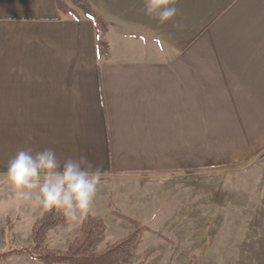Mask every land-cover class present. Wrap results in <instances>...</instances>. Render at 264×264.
<instances>
[{
	"label": "crops",
	"instance_id": "obj_1",
	"mask_svg": "<svg viewBox=\"0 0 264 264\" xmlns=\"http://www.w3.org/2000/svg\"><path fill=\"white\" fill-rule=\"evenodd\" d=\"M84 1L106 50L83 11L0 0L1 217L31 231L47 211L13 205L5 172L19 150L53 148L98 170L90 214L114 224L106 242L134 230L119 213L153 234L171 224L157 234L195 264L228 252L264 264V0H175L163 25L143 0ZM171 192L172 216H156ZM83 218L51 234L68 248Z\"/></svg>",
	"mask_w": 264,
	"mask_h": 264
},
{
	"label": "clouds",
	"instance_id": "obj_2",
	"mask_svg": "<svg viewBox=\"0 0 264 264\" xmlns=\"http://www.w3.org/2000/svg\"><path fill=\"white\" fill-rule=\"evenodd\" d=\"M145 15L160 24L175 19V0H143ZM13 205L39 207L62 214L78 223L92 210L99 187V172L84 154L60 161L53 148L33 152L21 149L8 162L5 172ZM31 264H43L37 255Z\"/></svg>",
	"mask_w": 264,
	"mask_h": 264
},
{
	"label": "trees",
	"instance_id": "obj_3",
	"mask_svg": "<svg viewBox=\"0 0 264 264\" xmlns=\"http://www.w3.org/2000/svg\"><path fill=\"white\" fill-rule=\"evenodd\" d=\"M84 14L91 19L100 34L99 44L106 50L107 44L103 40L106 24L84 0H71ZM57 5L63 14L78 18L76 12L71 9L65 0H57ZM115 214V213H114ZM125 221L126 217L115 214ZM67 220L62 214L55 211H46L33 226V248L31 250L14 249L0 254V264L12 256L37 255L43 264H121L128 260L131 251L140 239V233L145 228L136 230L124 239L118 241L104 251H99L98 246L104 241L107 227L105 223L92 216L90 213L83 218L81 237L76 239L66 251L52 250L47 246L49 232L65 226Z\"/></svg>",
	"mask_w": 264,
	"mask_h": 264
},
{
	"label": "rangeland",
	"instance_id": "obj_4",
	"mask_svg": "<svg viewBox=\"0 0 264 264\" xmlns=\"http://www.w3.org/2000/svg\"><path fill=\"white\" fill-rule=\"evenodd\" d=\"M65 2L68 4V6L71 9H73L76 12V14H77V12L82 11L71 0H65ZM77 16H78V14H77ZM204 178H205L204 175H198V177L195 179V181H196L195 183H197L198 185L200 183H203ZM158 182H161L162 184L167 185V186L172 185L173 177H172V175L171 176H165L163 178H160V180ZM175 182H176V180H175ZM165 198H166L165 206L161 209V211L159 213L156 214V216H159V217H162L165 215L172 216V212H173L172 207H171L172 192L170 193V195H168V194L165 195ZM115 214H119V213H115ZM119 215H121V214H119ZM109 216H112V218H113L114 214L110 213ZM108 217H107V219H108ZM117 218L120 220H123L118 216H117ZM100 220H102L105 223V221L103 219H100ZM123 221L125 222V220H123ZM35 223L32 225L31 231H29L31 225H25V224L20 223L18 221V219H16V217H12V218L11 217H1V215H0V254L8 252L10 250H14V249L15 250L16 249L31 250L33 248L32 230H33V226L35 225ZM109 224L110 225H108V226H110V228L113 229L114 224H112V223H109ZM105 225H106L107 231H108V226L106 223H105ZM126 225H127V230H133L134 229L130 234H132L133 232H135L136 230H139L141 228H145V229L141 231L140 239H139L138 243L136 244V246L134 247V249L131 251V254H130L128 260L125 262H122L121 264H180L179 261H181L182 258H183V262H185L186 264L188 262H193V264L198 262L197 257H194V256H192V257H189V256L188 257H179V256L173 255V250L171 248V242H169L168 239H165L164 237H160L157 234V232L161 231V232H169V234L171 235V232H172V225L171 224L168 225L169 228L167 227V229H165L163 231L157 229L156 232H154V234L151 232V229H149V227H145V226H142L139 224H134L131 222L127 223ZM65 226L59 227V228L49 232L48 240H47V246L50 249L56 250V251H66L69 248V247L67 248L66 245L72 239L62 238L60 232L59 233L56 232V233L51 234L52 232L58 231V229L64 228ZM156 228H157V225H156ZM107 231H106V235H107ZM129 232L130 231L127 232V231L123 230L122 235H120V236H123V237L126 236L127 237L128 235H130ZM145 232H151L153 235H155L156 237H158L160 239H158V238L157 239L156 238L149 239L146 241V243H148V245H149V243L151 242V245L141 247L140 246V243L142 242L141 236H142V234L144 235ZM81 234H82V225H81L78 233H74L73 238L75 236H77L76 239H78L79 237H81ZM106 235H105L104 241L98 246L99 251H104L108 247H111L112 245H114L118 241L122 240V239L116 240V239H114L115 238L114 235H110V236H108L107 242H106ZM70 238H72V237H70ZM114 240H116L117 242L112 243V244L109 243V242H114ZM74 241L72 243H74ZM168 242H169V245H166V244H168ZM162 246H165V247L162 248ZM146 247H148V248H146ZM150 248H151V250H148ZM28 258H29V255L24 256V257L12 256L2 264H31V262L29 261ZM132 258H133V261H132ZM203 258H204L203 262H202L203 264H253V262H252L253 257L244 256V255L240 256V255L235 254L234 252H228L227 254H224V253L223 254H220V253L216 254L215 253V254H211L209 256L203 255Z\"/></svg>",
	"mask_w": 264,
	"mask_h": 264
}]
</instances>
